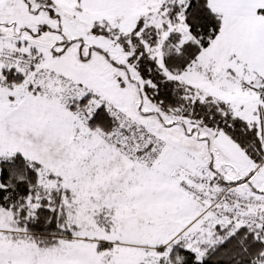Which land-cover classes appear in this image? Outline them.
I'll return each mask as SVG.
<instances>
[{
    "label": "snow or ice",
    "instance_id": "6c2138e0",
    "mask_svg": "<svg viewBox=\"0 0 264 264\" xmlns=\"http://www.w3.org/2000/svg\"><path fill=\"white\" fill-rule=\"evenodd\" d=\"M0 264H264V0H0Z\"/></svg>",
    "mask_w": 264,
    "mask_h": 264
}]
</instances>
